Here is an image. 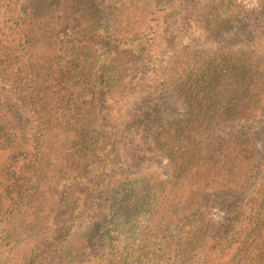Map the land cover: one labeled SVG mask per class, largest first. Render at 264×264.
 Here are the masks:
<instances>
[{"label": "rangeland", "instance_id": "obj_1", "mask_svg": "<svg viewBox=\"0 0 264 264\" xmlns=\"http://www.w3.org/2000/svg\"><path fill=\"white\" fill-rule=\"evenodd\" d=\"M25 1L0 0V21L12 16L7 24L0 23V36L3 32L14 36L15 26L8 27L17 14L15 9L25 8ZM53 1H61L70 8H57L50 12L51 18L60 17L59 12H62L74 22L66 19V23L55 26L52 41L42 37L30 48L28 56L34 64L28 67V81L16 75L9 79L8 75L0 73V123H8L6 129L0 127V146H18L15 157L12 154L8 160L11 175L0 177V264H37L33 257L41 253L39 241L44 239H50L47 242H52L53 246L42 264H87L86 256L98 258L105 247V259L111 260V264H177V251L183 264H264V130H258L264 123V111L250 124L258 159L248 174L249 181L244 182L240 195L235 191L225 194L227 199L215 205L209 199L210 186L191 177L190 182L183 185L179 179L167 184V193L175 192L178 186V205L173 203V196L168 195L162 205L156 206L153 181L171 178L163 152L149 142V154L134 161L128 151L135 147L123 142V133L116 136L121 141L114 146L113 139L109 138L116 128L129 127L126 115L132 108L136 118L141 110L149 112L143 122L132 126L130 135L131 130L127 129L126 136L137 135L139 139L158 131L161 124L183 116L188 106L170 80L176 68L173 56L208 50L219 44L229 46L232 39L236 42L238 38L235 29L233 33L227 31L223 39L212 34L205 8L222 2L231 9L236 6L238 17L233 20L236 27L249 20L259 21L264 29V0ZM251 10L256 12L250 13ZM263 29L259 33H263ZM114 40L127 43L131 54L139 52L141 47L142 52L153 54L145 62L130 60L126 70L118 68L122 78L119 73L113 78L114 82L120 80L116 90L109 87L112 66L104 65L111 52L109 45ZM60 41L80 46L81 56L92 63L82 74H75L76 78L84 79L67 83L55 79L57 67L51 62L54 56L61 54L55 47ZM124 56L120 58L127 62L128 57ZM39 71L48 81V92L56 96V101L48 107L54 116L49 125L51 131L40 129L39 126L44 125L27 109V98L36 94L34 87L38 85ZM143 78L141 91L138 87ZM124 85H136L127 98L126 92L121 91ZM147 86L155 88L153 94H147ZM65 92L73 104L67 100L61 102L60 96ZM134 97L140 102L121 106L132 98L136 101ZM76 106L80 110L75 109L74 117H70ZM232 107L227 108V115L234 116ZM82 128L95 130L101 141L87 147L85 136L76 139ZM32 154L47 160L38 172L42 175H16L19 166L24 160L29 161ZM67 157L70 159H65ZM232 174L226 184L240 186L237 167ZM136 177L153 179L145 209L137 194L122 197L124 188ZM36 182L45 188L35 190ZM202 193L207 195L205 215L186 212L185 208L194 205ZM237 196H240V205H235L239 202ZM99 208L102 210H97ZM176 215L179 220L172 228ZM197 218H205L204 223H200L203 228L192 243L187 244L191 223L198 224ZM94 220L102 223L92 224ZM168 223L172 226L163 237L161 230ZM90 225L97 228L92 236L87 235ZM258 231L262 236L255 241ZM177 238L179 244L167 250L166 241L174 242ZM242 238L245 243L241 242ZM79 252L83 255L79 256Z\"/></svg>", "mask_w": 264, "mask_h": 264}, {"label": "trees", "instance_id": "obj_2", "mask_svg": "<svg viewBox=\"0 0 264 264\" xmlns=\"http://www.w3.org/2000/svg\"><path fill=\"white\" fill-rule=\"evenodd\" d=\"M66 5L62 4L61 1L26 0L23 4L25 8L19 7L15 9L17 14L12 24L8 27L15 26V30H13L14 36L11 37V34H7L6 32L1 33L0 36L1 74L8 75L9 79L13 75H16L22 80H29L28 67L34 64V60H31L32 57L28 56L30 48L35 46V42L42 40V37H48L47 39L52 41L55 26L60 23H66V19L74 22V19L66 16L65 13L62 14V12H59L61 15L58 17L59 19L54 17L53 20L50 16V12L57 11V8L63 7L65 9L69 7ZM232 9L228 4L222 2L214 6H208L207 9L205 8V11L208 17H210L207 23L212 34L223 39L228 34L227 31L233 33L235 29L234 33L238 37L236 42L235 39H232L233 43L229 44V46L219 44L204 51L192 50L186 55L176 53L172 58L175 60L176 68L170 74V80L180 98L188 106L183 116L172 119L173 122L161 124V128L158 131L153 132L152 135H143L139 139L137 135H133L132 137L126 136L127 129L131 130L128 132V135H130L133 132L132 126L135 125L134 127H136L143 122V119L149 115V112L141 110L139 117L136 118L135 109L132 108L131 112L126 115V118L129 119V127L116 128L112 132V137L109 136L110 140L113 139L111 141L113 145L120 143L121 138L118 137L120 133H123L125 135L123 142L135 147L134 150L131 149L133 152L131 150L128 151L131 154L129 158H132L134 161L137 159L141 160L149 154V150L151 149L150 147L147 148V146H151L149 142L153 143L163 152L168 161L167 168L171 171V178L153 181L152 184H155L154 187H156V191L154 192L157 194L156 206L162 205L165 202V197L168 195H172L173 203L178 205L180 203V201H177V197L179 196L176 195L179 190L178 186H175V192L167 193V184H172L174 180L179 179L183 185L190 182L189 178L191 177L199 178L200 181L210 186L208 188L210 192L208 193L213 205L226 200L225 194H230L233 191L240 195V192L243 191L244 182L249 181L248 174L251 167L253 168L255 162H257L258 153L255 142L251 137L250 131L253 127L250 124L256 120L255 118L259 113L264 111V32L259 33L260 29H263L259 21L250 22L249 20H245L240 22L239 26L236 27L233 24V20L238 17V14H235L237 12L236 6ZM249 12L254 13L256 11L251 10ZM11 19L12 16L8 20L0 21V23L6 22L7 24ZM51 20L53 21L51 22ZM51 26L54 27L50 28ZM229 38L231 39V36ZM127 45V43L118 42L117 40L112 41L109 45L111 52L104 65L112 66L109 87L114 90L120 85V80L113 81L116 74H121L118 68H125L126 70L130 60L133 62V59L135 61L138 59L140 62H145L153 55L152 52H142L143 47L135 54L131 50L132 55L127 50ZM55 47H58L57 50L59 52L61 51V54L54 56L51 62L52 65L57 67L55 79L59 80L60 83L84 79L82 76L76 78L75 74H82L92 63L81 56L82 53L79 50L81 47L75 43L66 44L62 41L57 43ZM120 55H125L123 58L128 57V61L124 62L122 57L120 58ZM42 68L43 64L40 69ZM38 75L40 76L38 85L34 87L36 94L35 97L30 96L27 98V109L29 112H34L37 120L41 121L44 125L39 126L40 129L51 131L49 125L53 123L52 119L54 116L50 114L48 107L53 101H56V96L53 95V92H48V88H46L48 87V81L43 78L41 71L38 72ZM120 78H122V74ZM143 80L144 78L141 80V85L138 88L143 87ZM135 87L136 85H124L121 87V91L126 92L125 98L132 95ZM143 88H141V91ZM147 89V94H153L155 88L147 86ZM31 93L33 94L34 92ZM60 98L61 102L67 100L73 104L72 98L68 97V93L66 92ZM134 98H137V100L133 101L132 98L129 101L121 103V106L123 107L125 103L132 105L140 102L138 101V97ZM141 106L143 105L141 104ZM231 106H233L234 116L226 114L227 108ZM75 109L80 110L78 106L73 108L70 117H74L73 113ZM3 126L6 129L8 123L4 125L0 123V127L3 128ZM236 129L237 131L235 132ZM260 129L264 130V123H261L258 127V130ZM77 134L76 139H79L81 135L87 138V147H91L99 140V136L96 135L95 130L88 131L87 128H82V131ZM117 135L118 137H116ZM12 145L0 146V177L11 175L8 169V160L12 154V157H15L14 154L18 149V146ZM65 159H70V157ZM28 160H24L21 166H19L16 175H22L21 177L28 174H32L33 176L42 175V173L38 172L47 161L46 158L38 154H32ZM236 167L238 168L241 180L239 182L240 186H229L226 183L232 179V172ZM152 180V178L144 177L134 178L124 188L123 199L135 193L138 196L136 198L141 199V207L145 209L148 205L146 198L151 188ZM40 182L35 183L34 189L37 191L44 187H41ZM116 190L113 189V191ZM263 196L264 192L262 193V198ZM174 197L176 198L174 199ZM206 197V194H199L197 202L192 206L189 204L188 206L190 207L185 208V211H195V213L205 215L206 204L204 203V199ZM237 197L239 202H236L235 205H240L238 204L241 201L240 196ZM135 207L138 208V204L135 203ZM97 210L102 209L99 208ZM183 216L186 215L183 214ZM176 217L177 219L172 222L174 223L173 226L172 223H168L165 229L161 230L163 237L164 234L169 233L171 226L174 228L176 221L179 220L177 215ZM204 219L200 220V218H197L198 224L191 223L192 230L190 231L191 234L187 236V244H191L193 239L196 238L197 233L202 230L203 226L200 223H204ZM100 223H102L100 220L92 222L95 225H99ZM95 225H90V232L87 235L92 236L91 234L97 229L94 227ZM255 229L253 228V230ZM157 230L159 231L160 228L157 227ZM258 234L255 241L262 236L259 231ZM243 238L241 242L245 243V239ZM49 240L44 239L39 241L42 246L41 253L33 257V262L37 264L43 263L44 257L51 250V246H53L52 242H47ZM179 242V238L174 242L166 241V249L168 250L170 247L178 245ZM104 249L98 258L86 256V263L111 264V260L105 259L104 254L107 248L105 247ZM175 250H178V248ZM82 255L83 253L79 252V256ZM176 255L177 264H183L182 262L180 263L181 257L178 251Z\"/></svg>", "mask_w": 264, "mask_h": 264}]
</instances>
